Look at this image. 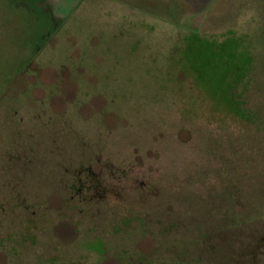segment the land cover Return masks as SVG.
Instances as JSON below:
<instances>
[{"label":"rangeland","instance_id":"rangeland-1","mask_svg":"<svg viewBox=\"0 0 264 264\" xmlns=\"http://www.w3.org/2000/svg\"><path fill=\"white\" fill-rule=\"evenodd\" d=\"M70 2L0 0V264L248 263L264 0ZM87 168L103 204L63 191Z\"/></svg>","mask_w":264,"mask_h":264},{"label":"flooded vegetation","instance_id":"flooded-vegetation-1","mask_svg":"<svg viewBox=\"0 0 264 264\" xmlns=\"http://www.w3.org/2000/svg\"><path fill=\"white\" fill-rule=\"evenodd\" d=\"M25 2L26 0H23V6H26ZM29 2L41 7V10L46 14L49 13V16L53 20H58L55 21L56 26L61 23L65 16L63 15V9L70 6L71 3L70 0H29ZM60 181H63V189L69 183V186H66V190L63 191L66 193L68 190L70 200H73L75 196L80 197L84 192L90 193L88 200L80 198L84 204H103L104 199H106V188L108 186L105 184L103 178H100V175L93 174L90 168H87L85 172L83 170H75V172L68 171V173H63ZM70 200H67L66 203H73ZM249 253L248 264H264V239L256 241L252 249L249 250Z\"/></svg>","mask_w":264,"mask_h":264},{"label":"trees","instance_id":"trees-1","mask_svg":"<svg viewBox=\"0 0 264 264\" xmlns=\"http://www.w3.org/2000/svg\"><path fill=\"white\" fill-rule=\"evenodd\" d=\"M211 248L212 249H214V248H217L218 250H220V246L218 247L217 245H213V246H211ZM219 252V251H218ZM247 261H248V263H249V256H248V258H247ZM53 262V261H52ZM248 263H246V264H248Z\"/></svg>","mask_w":264,"mask_h":264}]
</instances>
